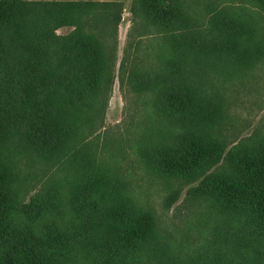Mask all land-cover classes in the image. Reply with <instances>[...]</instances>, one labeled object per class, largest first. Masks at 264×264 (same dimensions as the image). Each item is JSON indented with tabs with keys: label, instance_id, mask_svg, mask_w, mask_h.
Wrapping results in <instances>:
<instances>
[{
	"label": "rangeland",
	"instance_id": "1",
	"mask_svg": "<svg viewBox=\"0 0 264 264\" xmlns=\"http://www.w3.org/2000/svg\"><path fill=\"white\" fill-rule=\"evenodd\" d=\"M92 1L97 7L86 18L85 30L100 43L108 74L100 116L84 140L80 137L82 141L54 166L18 154L16 167L27 179L21 200L27 205L52 183L61 186L72 172H109L104 189H122L138 211L150 213L157 235L146 252L126 253L120 245L122 232H96L102 220L100 206L112 201L104 205L107 198L95 197L85 217L71 226L72 238L59 264H159L153 251L172 264H264V246L238 248L221 240L222 246H214L221 217L204 220L209 203L192 192L210 176L227 174L238 151H254L264 138V6L257 0H176L174 18L155 20L145 13L144 0ZM233 22L248 29L241 33L235 54L245 62H237L230 51L233 41L225 31H242ZM73 30L62 27L56 35ZM251 37L263 50L253 59V51H258L255 45L247 47ZM136 84L148 85L141 91ZM171 92L183 96L185 103L171 99ZM160 100L169 107L164 109ZM204 137L218 141L223 149L204 177L161 175L158 169L165 157L159 148L182 152L189 142ZM14 143L22 146L18 139ZM153 151L158 157L149 156ZM68 188L64 185L61 192L68 193ZM243 221L234 218V224ZM234 226L245 231L240 224ZM233 247L234 255L228 251ZM239 250L247 255H237Z\"/></svg>",
	"mask_w": 264,
	"mask_h": 264
},
{
	"label": "trees",
	"instance_id": "2",
	"mask_svg": "<svg viewBox=\"0 0 264 264\" xmlns=\"http://www.w3.org/2000/svg\"><path fill=\"white\" fill-rule=\"evenodd\" d=\"M144 1L145 13L155 20L174 18L177 13L176 0ZM257 1L264 6V0ZM96 7L92 0H0V264H59V255L72 238L71 226L85 217L95 197L101 201L107 198L104 205L112 201L108 207L100 206L102 220L96 232H122L120 245L126 253L146 252L156 239L150 213L138 211L122 189H104L109 172L99 171L96 176L72 172L61 180V186L52 183L27 205L21 200L27 179L16 167L18 154L35 156L54 166L62 154H69L82 141L80 137L84 140L85 132L100 116L104 94L108 93L103 85L108 74L100 43L85 30L86 18ZM233 24L242 31H225L233 41L230 51L237 62H245L244 56L235 54L242 42L241 33L248 29L240 22ZM62 27L74 30L57 36L56 30ZM252 41L251 37L245 46L257 48L253 59L263 50L258 41ZM147 85L136 84V88L142 91ZM170 96L184 102L178 93ZM161 103L164 109L169 107ZM15 139L22 146L15 145ZM158 151L165 157V164L158 169L163 177L195 180L220 160L223 149L218 141L204 137L189 142L182 152ZM152 153L149 156L158 157V152ZM235 157L237 161L227 174L210 176L192 192L205 196L209 203L204 220L221 217V234L214 237V246H222L220 240L225 246L238 248L264 246V138L256 150H240ZM64 185L69 187L66 194L61 192ZM235 217L244 218L236 224L245 231L234 226ZM112 218L120 222H112ZM232 227L237 241L230 236ZM236 249L228 251L234 255ZM152 254L161 260L159 264H172L155 251ZM237 255L247 253L239 250Z\"/></svg>",
	"mask_w": 264,
	"mask_h": 264
}]
</instances>
